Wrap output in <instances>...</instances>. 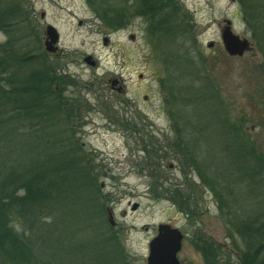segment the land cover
<instances>
[{
    "label": "rangeland",
    "instance_id": "rangeland-1",
    "mask_svg": "<svg viewBox=\"0 0 264 264\" xmlns=\"http://www.w3.org/2000/svg\"><path fill=\"white\" fill-rule=\"evenodd\" d=\"M0 5L1 11L13 15L9 22L0 20V77L10 70L8 79L25 82L16 70L21 65L17 58H29L51 75H56L53 69L59 64L63 75H58V81L65 88L62 91L55 84L54 88L62 97H74V104L64 102L66 110L59 111L63 119L59 133L74 140L75 152L83 159L74 161L63 152L59 174L62 188L72 173L87 186L89 213L82 212L77 220L72 209L69 212L74 231L88 240L85 252L91 254L99 247L96 243L107 241L118 254V264H148L149 243L158 226L170 224L185 235L178 253L181 264H240L243 238L213 188L217 174L211 169L225 174L231 168L226 150L230 143L224 134L233 127L249 151L257 147L264 156V0H0ZM50 25L59 33L62 58L46 50ZM226 28L247 42L241 53L227 50ZM175 53L189 60V80L213 103L211 108L209 101H202L208 109L192 121L184 114L181 117L186 107L175 106L177 101L185 105L180 97L183 91L174 89L181 86ZM89 56L95 66L86 63ZM119 77L124 80V93L109 85ZM121 98L131 104L127 114L118 111ZM21 122L26 132L36 129L27 119ZM30 142L25 136V149L35 151ZM4 144L0 140V171L2 159H8ZM34 153L22 165L27 171L39 162L45 171L38 186L48 204L41 209L45 217L38 221L40 230L52 235L60 213V205L53 206L54 193H61L46 182L50 166L54 167L51 153L35 154L32 164ZM232 179L236 177L227 181ZM263 181L255 191L262 199ZM24 192L16 189L17 195ZM25 214L11 197H0V232L6 217L16 233L27 231ZM86 243L84 237L74 246L82 251L76 252L81 254L79 262L85 260L81 247ZM64 244L72 248L67 254L57 252L59 260L75 264L71 240ZM17 255L25 254L18 251ZM0 264L29 261L0 248Z\"/></svg>",
    "mask_w": 264,
    "mask_h": 264
},
{
    "label": "trees",
    "instance_id": "trees-1",
    "mask_svg": "<svg viewBox=\"0 0 264 264\" xmlns=\"http://www.w3.org/2000/svg\"><path fill=\"white\" fill-rule=\"evenodd\" d=\"M1 9L0 5V20L9 22L13 15L8 10L3 12ZM173 58L179 72L177 81L181 85L174 87V89L178 91L181 89L183 94L180 97L185 99V105L177 101L175 106L176 108L179 106L184 107V109L186 107L184 112L181 113V117L184 114L189 117H187L188 120L198 119L208 109L207 106L202 104V101H209L211 108H213V103L205 99L206 97L210 98L205 94V91L194 88V80H189L188 76L191 77L190 68L192 69L189 60L178 53L173 54ZM17 59L21 61V65L16 67V70L25 79V82L23 84H21V81L18 84L13 83L7 77L11 74L10 70L8 71L9 74L6 70L0 77L2 83L0 85V140L3 145L6 142L5 151L8 159L5 161L8 160L9 162V164L5 163L2 159L3 171H0V197L5 200H9L11 197L12 204L15 207H24L26 220L24 216L22 219L26 223L27 231L22 230L20 233H16L8 226V218L6 217L3 230L0 232V248L9 256L26 257L29 264H67L66 260H59L60 256L57 255V252L67 254V250L72 248L71 246L66 248L64 243L67 239L71 240L74 248L85 237L87 243L83 248L81 247L85 260L78 261L77 255L80 253L76 252L82 251L79 247L74 248L75 255H71V258L75 264H118V254L115 255L112 249L108 247L110 243L107 241V243H103V241L96 243V246L99 247H95L91 254H87L85 251L89 248V243L86 236L74 231L75 227H72V217L76 216L78 220L81 218L82 212L89 213L87 207L90 195L88 194L85 198V181L78 174L68 175L66 186L62 188L63 178L59 172L63 152H65L67 158H72L74 161H77V158L83 159L78 151L75 152L77 145L74 140L62 137L59 133L62 119L59 111L66 109L64 108V99L56 91L54 84L60 88L62 87V83L59 85L58 81V75H62L56 71L57 65L53 69L56 75H51L47 68L43 69V66L28 60L29 58ZM7 65L9 66V64ZM262 70L264 74V64ZM12 113H16V116H12ZM23 119L33 123L36 129L29 130L27 128L29 131L26 132L25 124L21 122ZM46 134H49V137ZM224 135L225 140L228 144L230 143L229 148L226 150L232 164L230 163L231 168H227L225 174L221 170L216 172L211 169L217 174V181H212L213 188L220 194L224 208L229 211L228 219L230 217L231 223L243 238L242 256L239 257L240 264H264V199H262V195L255 194L256 186H258V189L262 185V180H264V160H262L264 156L262 150L257 147L255 152L253 150L249 151L243 143V138L238 136L234 127L228 129V131L226 130ZM25 136L32 141L31 144L36 146L35 151L25 149L24 146L27 145L24 144ZM232 140H234V143H232ZM187 145L192 150L190 141L187 142ZM59 146L63 147L62 151L57 150ZM238 150H240V155ZM44 151L51 153V164L54 166H50L51 169L46 177V182L54 185L61 193L60 195L54 193L53 206L58 203L60 213L59 220L54 219L52 235H48V232H42L38 221V219L45 217L41 209L48 204V199L38 186L40 177L44 175L45 171L39 165V162H36V164H33V162L36 159L35 154H44ZM31 153H34L33 165L25 171L22 161L31 159V155H33ZM200 169L198 168V171ZM38 171L39 174H36ZM209 175L212 179V175L210 173ZM229 176L238 178L239 187L235 182L236 179L227 181ZM233 182L234 184H232ZM22 188L25 190L24 194L17 195L16 189ZM83 190L84 192H82ZM65 192H69L70 195L69 193L64 194ZM14 193L17 198L13 196ZM243 198L246 199L245 203L241 202ZM15 199L21 200L20 202H14ZM93 208L94 205L91 206V211H93ZM230 208L233 213H230ZM70 209H72V217L69 216ZM52 212H56V207L52 208ZM83 222L77 224L76 227ZM24 233L28 234V237ZM18 251H24L25 255H17ZM213 264L217 263L214 262Z\"/></svg>",
    "mask_w": 264,
    "mask_h": 264
},
{
    "label": "water",
    "instance_id": "water-1",
    "mask_svg": "<svg viewBox=\"0 0 264 264\" xmlns=\"http://www.w3.org/2000/svg\"><path fill=\"white\" fill-rule=\"evenodd\" d=\"M47 31L46 49L49 52H55L58 48L56 44L59 41V33L52 25L48 26ZM223 38L227 50L232 54L241 53V50L247 45L246 41H241L238 36L227 28ZM85 60L92 65L95 63L90 56ZM136 207L137 205L134 208ZM182 240L183 234L179 229L166 224L160 225L158 235L150 242L148 264H180L178 252L182 248Z\"/></svg>",
    "mask_w": 264,
    "mask_h": 264
},
{
    "label": "flooded vegetation",
    "instance_id": "flooded-vegetation-1",
    "mask_svg": "<svg viewBox=\"0 0 264 264\" xmlns=\"http://www.w3.org/2000/svg\"><path fill=\"white\" fill-rule=\"evenodd\" d=\"M108 42V39L105 40V43ZM45 45H46V42H45ZM57 57L59 58H62V55H60V52L57 48V51L54 53ZM59 58H56L58 59L59 61ZM86 61V60H85ZM87 62V61H86ZM97 64V62H95L93 64V66H95ZM62 68L61 66L58 64L57 67H56V71L61 74ZM63 75V74H61ZM109 85L111 86L112 89H116L118 92H122L124 93V90H125V86H124V80L122 77H119V78H115L113 80H110L109 81ZM63 87L65 88V86L63 85ZM60 87H58L57 89H59ZM64 88L62 89V91L64 90ZM63 99H64V102L65 103H71V104H74V97L73 95H63ZM119 105H120V108L118 109V111L122 114H127V112L130 110L129 107L131 106L130 102L129 101H126V102H123L122 101V98L121 100L119 101Z\"/></svg>",
    "mask_w": 264,
    "mask_h": 264
}]
</instances>
